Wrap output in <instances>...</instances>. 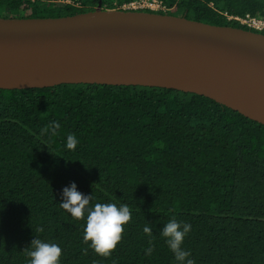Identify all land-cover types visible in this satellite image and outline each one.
Returning <instances> with one entry per match:
<instances>
[{
	"label": "trees",
	"instance_id": "16d2710c",
	"mask_svg": "<svg viewBox=\"0 0 264 264\" xmlns=\"http://www.w3.org/2000/svg\"><path fill=\"white\" fill-rule=\"evenodd\" d=\"M98 2L0 0V16L58 17ZM165 2L170 14L250 30L229 16L264 17V0ZM53 121L56 135L42 133ZM70 134L75 150L66 147ZM72 183L92 196L87 208L129 206L131 220L109 257L83 240L88 212L73 219L60 207ZM172 219L191 225L181 247L194 264H264V124L173 88H0V264H29L35 238L62 249L59 264H181L161 235Z\"/></svg>",
	"mask_w": 264,
	"mask_h": 264
},
{
	"label": "water",
	"instance_id": "95a60500",
	"mask_svg": "<svg viewBox=\"0 0 264 264\" xmlns=\"http://www.w3.org/2000/svg\"><path fill=\"white\" fill-rule=\"evenodd\" d=\"M80 83L193 92L264 124V32L103 0L72 15L0 16V88Z\"/></svg>",
	"mask_w": 264,
	"mask_h": 264
},
{
	"label": "clouds",
	"instance_id": "9594fccd",
	"mask_svg": "<svg viewBox=\"0 0 264 264\" xmlns=\"http://www.w3.org/2000/svg\"><path fill=\"white\" fill-rule=\"evenodd\" d=\"M59 127V123L53 121L42 129V133L47 134L51 131V135L54 136ZM77 143L75 135H68L67 149L75 150ZM91 199V195L80 193L77 191L76 184L72 183L70 187L63 189L60 207L67 210L73 219L84 218L85 211L88 212L83 240L96 254L109 257L122 239L124 225L131 220V211L127 204L118 207L112 203H96L94 208H87ZM190 230V224L181 225L172 219L161 232V235L166 238L169 249L174 253L175 259L181 264H194L193 260L186 259L190 253L181 247L185 235ZM37 231L43 232V228ZM143 232L148 236L152 235V230L148 226L143 228ZM149 243L151 244V240ZM30 245L31 250L27 251V255L31 258L29 264H59L62 249L58 245L42 242L39 238L33 239ZM153 250V247L147 248L146 255H151Z\"/></svg>",
	"mask_w": 264,
	"mask_h": 264
},
{
	"label": "built area",
	"instance_id": "2783aa9c",
	"mask_svg": "<svg viewBox=\"0 0 264 264\" xmlns=\"http://www.w3.org/2000/svg\"><path fill=\"white\" fill-rule=\"evenodd\" d=\"M69 1V0H68ZM121 9L126 10H147L153 12L167 13L170 9L165 0H129L120 5ZM229 18L239 20L255 30L264 31V17L247 13L245 16H233Z\"/></svg>",
	"mask_w": 264,
	"mask_h": 264
},
{
	"label": "rangeland",
	"instance_id": "374dc122",
	"mask_svg": "<svg viewBox=\"0 0 264 264\" xmlns=\"http://www.w3.org/2000/svg\"><path fill=\"white\" fill-rule=\"evenodd\" d=\"M104 7V6H103Z\"/></svg>",
	"mask_w": 264,
	"mask_h": 264
}]
</instances>
